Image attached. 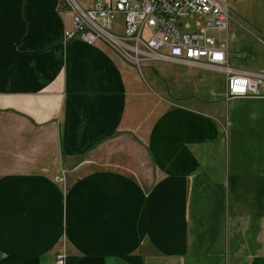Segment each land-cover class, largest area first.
I'll use <instances>...</instances> for the list:
<instances>
[{"label":"crops","instance_id":"1","mask_svg":"<svg viewBox=\"0 0 264 264\" xmlns=\"http://www.w3.org/2000/svg\"><path fill=\"white\" fill-rule=\"evenodd\" d=\"M69 19L0 0V264H264V86L221 105L193 72L135 133L129 62Z\"/></svg>","mask_w":264,"mask_h":264},{"label":"built area","instance_id":"2","mask_svg":"<svg viewBox=\"0 0 264 264\" xmlns=\"http://www.w3.org/2000/svg\"><path fill=\"white\" fill-rule=\"evenodd\" d=\"M64 4L70 14L62 31L65 39L102 40L136 66L166 60L216 68L224 75L225 100L258 93L264 86L263 71L229 63L226 37L216 34L226 31L228 0H93L88 7L64 0ZM182 16L192 18V24H181ZM256 38L264 44L259 34ZM53 264H65L63 250L55 253Z\"/></svg>","mask_w":264,"mask_h":264},{"label":"rangeland","instance_id":"3","mask_svg":"<svg viewBox=\"0 0 264 264\" xmlns=\"http://www.w3.org/2000/svg\"><path fill=\"white\" fill-rule=\"evenodd\" d=\"M76 1L86 3L90 0ZM228 7L230 18L226 31L222 30L216 34L222 38L226 37L229 63L237 67L264 72V44L256 38V34L264 38V0H228ZM116 18H119V15ZM195 18L197 17L194 16ZM178 20L181 24L186 21L192 24L193 21L188 16H182ZM114 50L122 61L129 62L116 49ZM128 64L131 66L134 75L130 76L129 80L131 99L125 118L130 128L134 126L135 133L143 135L153 117L161 109L163 110L175 101H180L175 95L171 97L172 93L167 88L179 82V80L183 84H188L189 82H185L184 79H187L189 74L193 72H196L197 76L203 77L208 87L210 99H215L221 105H224V102L220 101L224 75L216 68L190 66L166 60L141 62L138 66L131 62ZM178 76H181V78L175 80ZM190 87V85H182V92H189L190 90H186ZM199 87L200 85H195L193 91L197 90L198 92L197 88ZM232 102L226 103L223 109L226 114ZM133 135H131L132 138ZM60 176L61 180L65 178L62 172Z\"/></svg>","mask_w":264,"mask_h":264}]
</instances>
